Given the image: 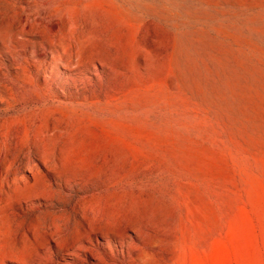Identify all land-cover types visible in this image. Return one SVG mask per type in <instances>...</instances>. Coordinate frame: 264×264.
Listing matches in <instances>:
<instances>
[{"label": "rangeland", "instance_id": "obj_1", "mask_svg": "<svg viewBox=\"0 0 264 264\" xmlns=\"http://www.w3.org/2000/svg\"><path fill=\"white\" fill-rule=\"evenodd\" d=\"M47 2L64 63L0 0V39L38 43L0 48V161L58 192H0V259L264 264V0Z\"/></svg>", "mask_w": 264, "mask_h": 264}, {"label": "bare ground", "instance_id": "obj_2", "mask_svg": "<svg viewBox=\"0 0 264 264\" xmlns=\"http://www.w3.org/2000/svg\"><path fill=\"white\" fill-rule=\"evenodd\" d=\"M47 1H45V0H29L30 5H29V7L25 8V9H27V11L32 13L31 17H33L35 19L37 25L39 24L40 27L43 28L42 32H46L47 33V34L44 33V35L46 34V36H48V34H49L50 37H51V39L49 41L40 43L41 44V48L40 49L42 50L41 51L42 54L45 56V55L48 54V49H53V51L51 52L52 53L51 57L54 60V63L56 64L58 61H61L62 63H64L65 59H64V56H63L64 55L63 52L65 54H67V49L58 40V34L60 32V24H59V21L57 20V18H50L49 17V15L47 13L48 12L47 8H45V6H47V3H48ZM31 3H33L34 5L32 6ZM57 12H61V10H58ZM29 27H27V28L29 29ZM36 27L39 28V26H36ZM25 30H23V32ZM30 30H31V28H30ZM21 33H22V31H21ZM26 43H31V44H34V45L38 44L35 41H29V40L24 39L23 37H16L15 39L10 40L8 42H6V40L3 41V40L0 39V48L1 49L3 48V50L7 49L11 53H17V55H18L17 59L21 60V51H20L19 48H20L21 44H26ZM7 53L8 52L3 51V54H5L6 56H7ZM25 60H26V58H25ZM41 64L46 66L47 62L43 61ZM68 64L77 67L78 71H80L79 74H81V75L83 74L84 71L80 69V68H82V66L79 63H75L73 61H70V62H68ZM73 83L76 84V81H73ZM25 170H34V172L36 173V175H34V177H33L34 179H30V178L24 177L22 174H23V172ZM49 170L52 171V172H56V170H58V169H57V167L55 165L52 164L51 166H49ZM41 178H44V176L42 175V173H40L38 171V169L35 168L34 161H33L32 157H31V154L25 155L23 158L22 157H20V158H18V157L4 158V159H2L0 161V192L2 190H4L3 192L8 194L12 190H16L18 188H23L24 189V197L27 200H30L33 197H40V196H44L45 197L46 196L50 200L55 201L54 198H57V193L58 192L57 193H49L48 194L45 191H42L40 189H37V190L35 189V188H38L39 183L41 184V182H40V180L42 181ZM43 181H44V179H43ZM32 188H33V190H32ZM70 190H71V192H69L68 194H64V193L60 194V196L62 197L61 198L62 200L69 199V198H73L74 199V198L78 197L80 195V193H81V191H79V189L78 190L70 189ZM58 198H59V201H60L61 200L60 197H58ZM60 203H62V202L60 201ZM32 209H33V204L32 203L27 204L26 208H24V210H26L25 211L26 213H30V211ZM65 211L66 210L63 209L64 213H65ZM67 211H68V209H67ZM55 241H57V240L55 239ZM17 263L18 264H29V263H27L26 261H23V260H19V261H17ZM0 264H5L3 259H0Z\"/></svg>", "mask_w": 264, "mask_h": 264}]
</instances>
